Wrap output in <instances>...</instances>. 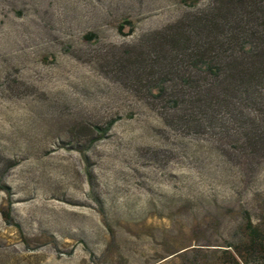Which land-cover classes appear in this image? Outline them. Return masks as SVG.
I'll return each instance as SVG.
<instances>
[{"label": "rangeland", "instance_id": "1", "mask_svg": "<svg viewBox=\"0 0 264 264\" xmlns=\"http://www.w3.org/2000/svg\"><path fill=\"white\" fill-rule=\"evenodd\" d=\"M219 1L0 0V264H227L264 228V91L214 116L180 81Z\"/></svg>", "mask_w": 264, "mask_h": 264}, {"label": "trees", "instance_id": "2", "mask_svg": "<svg viewBox=\"0 0 264 264\" xmlns=\"http://www.w3.org/2000/svg\"><path fill=\"white\" fill-rule=\"evenodd\" d=\"M125 26H129L131 32V23L126 22ZM118 29L122 30L123 26ZM200 37H204L202 44H197L192 50L184 47L189 38L198 40ZM83 38L91 41L95 36L86 34ZM181 38L175 41L181 43V54L188 57L194 72L208 78L206 84L199 83L190 75L180 78L182 85L191 91L189 101L194 107L206 108L215 116L219 109L236 105L239 97H252L255 88L264 91V0H220L207 16L196 19L189 30H184ZM156 86L152 96L164 100L166 80L161 78ZM179 99L176 96L170 100L172 108L179 106ZM214 116H211L213 120ZM116 120L108 121L103 127L94 126L96 140L103 138ZM261 135L251 133L254 141L249 146L256 151L264 150L262 140L255 138ZM242 213L244 223L238 238L228 243L230 250L226 253V262L264 264V228L253 225L247 211ZM1 217L5 224L19 230L11 217L10 207L1 212Z\"/></svg>", "mask_w": 264, "mask_h": 264}]
</instances>
